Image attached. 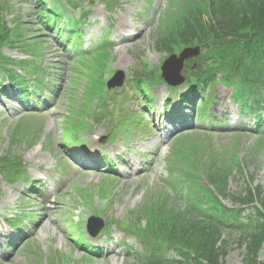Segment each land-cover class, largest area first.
Masks as SVG:
<instances>
[{
    "label": "rangeland",
    "instance_id": "374dc122",
    "mask_svg": "<svg viewBox=\"0 0 264 264\" xmlns=\"http://www.w3.org/2000/svg\"><path fill=\"white\" fill-rule=\"evenodd\" d=\"M46 1L48 5L55 4L54 0ZM194 1L120 0L121 6L112 13H107L103 6L98 3H93L92 7L88 4H82L83 8L90 11L83 26L84 50H91L108 33L110 42H114V44L112 43V58L108 60L106 66V68L109 67L107 70L109 73L105 78L109 79L110 75L116 71H122L124 74L123 87L126 85L124 99L128 98L127 103L126 100L123 101L126 104L117 110H111L109 106L100 105L94 113L95 117L102 114L108 116L109 120L99 121L91 126L92 129L98 126L97 132L102 134L107 133L103 132L101 126L107 132L117 133L123 140L122 142L133 135L129 139L130 141L125 143L116 141L118 148H122V144L129 146L127 147L128 154H121L120 167L123 169L119 175L117 173V180L104 176L105 173H108L104 170L106 165L98 166L99 170L95 167V171L81 173V168L69 161L66 155L71 154L64 146L62 136L64 116L68 112L66 100L61 99L54 104L53 99L49 105L44 107L43 115H41L43 119L38 115L32 117L23 112L22 114L18 113L14 110L11 102L6 109L0 106V158L6 154L16 158L20 157V164L24 168L21 171L25 174V178L14 184L4 181L0 174V221L4 222L5 218L14 219L18 213L19 215L21 213L30 214L28 217L33 216L35 218V223L26 218L21 219L26 220V231L28 233L30 229L32 231L29 239L17 242L16 237L11 236L10 239L16 243L15 245L5 243L3 246L0 244V264H41L42 262L45 264L55 256L61 260L64 259L66 264L133 263L134 257L127 256L120 245L125 241L127 244L140 248V244L134 236L124 235V227L128 223L135 224L136 220L131 218V213L141 206L150 189L155 190L156 186L162 184L167 177L168 157L172 146L170 135L173 133L162 138L164 134L153 129L152 137L150 135H134L139 130L146 132L148 125L139 122L136 115L130 110L141 112L139 106L143 108L144 100L140 97L137 98L135 92H131V85H128V80L133 79L132 76L138 77L141 73L145 75L158 73L163 60L168 56L165 52H160L154 48V38L160 32L159 20L166 10H169L168 15L173 19L181 11V8H188V5ZM10 6L12 10L2 13L4 21L10 27L18 26L19 31L24 33L23 38H26V44L30 46L35 43L34 46L38 51L40 43L35 39L37 19L35 18L34 7L36 0H13ZM79 13L81 12L69 10L66 15H72L75 19ZM122 20L127 22V25L134 31L133 34L130 33L131 39L126 43L116 44L115 30ZM50 35L51 33L47 31L40 35L43 37L41 39H44L42 43L45 44L41 45L42 51L36 57L38 59H34V56L28 54L26 48L21 49V42L14 44L15 47L20 46L21 48L5 47L1 52L8 59H26L28 62H37L38 66L43 65L46 68L44 71L46 73L45 82H51V85L56 83L57 92L65 91L70 87V72L74 70L71 65L73 54L72 51H66L59 46L55 40L50 38ZM105 54L107 52L101 49L93 54V58L103 59ZM80 60L84 67L89 66L92 62V58L88 56H84ZM16 72L20 73L21 71L17 69ZM94 77L98 81L101 78L98 74ZM94 85L103 84L97 82ZM150 89L151 107L154 113L158 115L160 105L166 98L165 89L162 85H156ZM77 94L75 102H81L83 98L81 96L83 95L82 87H79ZM216 98L215 115L217 117L215 116V118L223 117V110L226 108L230 114L226 115L225 121L227 123L225 125L235 126L233 125L234 122L243 125L236 107L230 104L228 90L220 86L217 87ZM117 103L119 102L115 101V104ZM74 107L77 108L78 105ZM21 119L25 121H21L19 126L29 128L27 135L12 136V132L18 131L13 130V128ZM144 120L150 126L153 117L145 116ZM88 122L92 123L90 119ZM85 127L88 126L80 125L77 129L84 130ZM234 129L232 127L226 130L216 129L218 132H215L209 123L195 124L193 133L200 135L197 142L203 141L204 146L220 162L223 159V152L227 153L226 147L234 138L232 132ZM33 133L35 134L34 138L31 136ZM258 136L259 134H246V136L241 137L239 141L240 152L238 153L245 156L244 154L250 150ZM83 137L86 140V135ZM11 138L15 143H11ZM190 139L196 141L195 138H187V140ZM86 148L87 150L90 149L87 146ZM128 159H131L132 163L127 167ZM177 163L181 166L184 161L180 159ZM57 168H60V171ZM186 170V166H181L180 171ZM253 172H256L253 186L260 187L264 194V147L247 169L249 176ZM125 174L127 177L123 178ZM35 182L43 186L42 193L36 194L28 191L30 185ZM243 182L240 178L231 181L230 191L233 193L239 191V187L244 186ZM99 190L105 193L106 201L109 200L107 204L99 198V193L97 195ZM78 191L80 192L78 193ZM157 191L158 189L155 190V192ZM24 194L28 196H24ZM87 194L93 199L92 206L95 205V208L88 203L78 204L82 201L80 195L85 196ZM225 204L230 207L233 206L234 202L231 200ZM96 207L99 214L107 222H110V234L109 236L101 235L98 237L103 241L99 256L85 262L87 257L83 255L86 252L77 248L75 243L70 241L68 231L70 228L76 231L74 222L80 220L83 225L86 218L92 212L94 213L91 209H97ZM70 220L73 222L72 224L69 222ZM143 225L144 222L141 223V228ZM135 226L141 229L138 225L135 224ZM242 253L243 249H239L233 243L223 263L241 264ZM58 264L61 262L58 261Z\"/></svg>",
    "mask_w": 264,
    "mask_h": 264
},
{
    "label": "trees",
    "instance_id": "16d2710c",
    "mask_svg": "<svg viewBox=\"0 0 264 264\" xmlns=\"http://www.w3.org/2000/svg\"><path fill=\"white\" fill-rule=\"evenodd\" d=\"M66 1L76 7L77 0ZM40 4L36 12L42 24L58 29L59 19ZM162 25L154 43L157 50L170 52L180 45L193 44L201 47L193 74L196 88L213 86L216 81L227 86L238 79L258 98L264 89V0H195L173 19L165 16ZM10 35L11 30L0 18V48L11 43ZM93 75L95 72L90 79ZM189 150L187 159L194 172L187 174L191 181L185 186L186 192L175 196L161 191L152 194L136 212L138 222L144 220L145 225L142 230L133 226L143 245L133 264H223L233 243L244 248L241 264H264L261 190L249 184L241 190L244 196L232 195L238 205L252 207L253 214L245 217L241 209H228L222 204L231 198L228 182L234 178L233 172L241 175L249 160L241 161L236 156L226 157L220 164L209 160L203 184L194 175L197 171L191 161L196 151ZM170 252L178 259L168 258Z\"/></svg>",
    "mask_w": 264,
    "mask_h": 264
},
{
    "label": "water",
    "instance_id": "95a60500",
    "mask_svg": "<svg viewBox=\"0 0 264 264\" xmlns=\"http://www.w3.org/2000/svg\"><path fill=\"white\" fill-rule=\"evenodd\" d=\"M199 49H185L179 57L172 56L170 57L163 65V78L169 82L174 83L179 80V73L182 69V63L186 59H192L197 57ZM118 77H121V74H118ZM116 84V82H115Z\"/></svg>",
    "mask_w": 264,
    "mask_h": 264
},
{
    "label": "bare ground",
    "instance_id": "6f19581e",
    "mask_svg": "<svg viewBox=\"0 0 264 264\" xmlns=\"http://www.w3.org/2000/svg\"><path fill=\"white\" fill-rule=\"evenodd\" d=\"M130 32H131V28L129 27V25H127V22L125 23L123 20L121 21V23L117 26V29L115 30V38L116 40H119L120 43H126V37L130 38ZM121 34H123V38H121ZM157 38L154 40V43H157ZM154 44V45H155Z\"/></svg>",
    "mask_w": 264,
    "mask_h": 264
}]
</instances>
